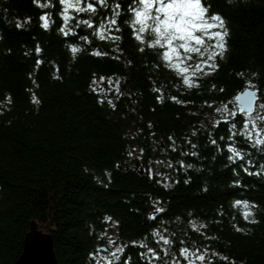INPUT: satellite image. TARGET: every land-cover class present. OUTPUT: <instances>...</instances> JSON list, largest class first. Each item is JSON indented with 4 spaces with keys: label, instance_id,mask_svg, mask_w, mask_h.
Masks as SVG:
<instances>
[{
    "label": "trees",
    "instance_id": "obj_1",
    "mask_svg": "<svg viewBox=\"0 0 264 264\" xmlns=\"http://www.w3.org/2000/svg\"><path fill=\"white\" fill-rule=\"evenodd\" d=\"M52 2L55 11L42 10L33 0H0V264L18 258L32 221L51 235L56 264H108L116 248L123 249L119 264L129 259L145 264L148 247L161 257L150 264H189L180 256L185 247L188 255L207 253L215 264H264V171L259 176L243 171L247 159L254 161L250 171L260 170L264 150L241 135L247 114L239 113L234 101L249 87L258 88L264 102V0H205L227 23L228 51L217 61L219 70L192 88L153 50L138 51L126 11L119 20L122 43L102 41L93 34L96 29L84 26L66 38L59 32V2ZM116 2L108 0L110 6ZM119 2L126 10L131 0ZM45 11L55 21L48 30L39 21ZM108 15L100 9L95 22ZM28 17L30 24L16 27ZM82 36H89L91 45ZM69 45L84 51L73 59ZM95 50L108 55L94 56ZM161 92L163 103L157 98ZM225 104L234 115L215 111ZM255 109L253 119L264 117L259 103ZM228 146L245 161L231 163ZM193 151L198 155L191 156ZM181 161L192 168H181ZM236 200L256 205L248 221L241 206L233 207ZM253 219L258 223L249 222ZM157 231L172 244L164 246L153 235Z\"/></svg>",
    "mask_w": 264,
    "mask_h": 264
},
{
    "label": "snow or ice",
    "instance_id": "obj_2",
    "mask_svg": "<svg viewBox=\"0 0 264 264\" xmlns=\"http://www.w3.org/2000/svg\"><path fill=\"white\" fill-rule=\"evenodd\" d=\"M60 5V18L63 21L62 25L59 27V32L64 37L74 36V27L84 26L89 30L96 29L93 33L98 35L99 38L103 40H109L112 42L123 41V31L124 29L120 27L119 20L121 15L126 11L128 14V19L125 21L127 27L132 33V38L141 45L138 51L144 53L146 48L153 50L157 55L161 63L171 69H175L182 77L183 85L188 88L199 87V83L194 81H199L205 77L214 74V71L219 70L218 59L222 60L228 51L227 38L229 36V30L227 28V23L224 20L222 14L211 13L212 5L206 3L205 0H131L128 9H123L119 0L114 5L108 3V0H58ZM33 3L40 9L52 8L55 11L56 5L52 0H33ZM231 3V0H229ZM100 9L107 10L110 15L103 17L101 21L97 24L95 22V17L99 13ZM86 15L87 18H77L78 16ZM105 20L107 21L105 23ZM41 21V27L44 30H48L51 24L55 21L51 19V14L48 12H43L39 17ZM74 22V24H73ZM31 23V17L25 18L23 21H17V28H24L26 24ZM151 36L152 39L149 42L146 37ZM81 40L87 45H91L92 41L89 36H82ZM70 51L72 53L73 59L76 58L77 54L84 51L83 47L69 45ZM36 53L41 52V48L37 45L35 49ZM112 52L119 51L117 48H113ZM26 55L28 53H25ZM94 56L101 57L107 56L108 52L102 53L100 50H95L91 53ZM123 53L120 52L119 56ZM119 56L113 58L119 59ZM194 57H199L200 63H196L194 66L190 65L188 62L192 61ZM38 64L43 63L42 60L37 61ZM129 66L131 62L129 61ZM161 64H157L156 67L159 68ZM242 75V74H241ZM58 78V77H57ZM106 78L104 76L100 77L101 81ZM109 85L112 84L111 78H107ZM35 83V81H34ZM92 84H96V80L93 79ZM215 90V85L212 86ZM96 91L95 88L92 89ZM103 91V89H101ZM115 91L120 94V81L117 80L115 84ZM153 91H159V89H153ZM221 92L224 91L223 88L220 89ZM249 99L247 102L240 107L241 113L247 114V122L243 125L244 131L241 133L246 139L251 141L256 146H259L264 150V129L259 127L260 124H264V117L259 119H253L255 113V103H259V107L264 109V102L259 100V89L256 91L247 92ZM158 102L163 103V93L158 95ZM9 103L11 102V96L7 97ZM173 102H179L176 97H171ZM32 102L38 104V100L35 94L32 95ZM103 103V100L98 101ZM107 103L113 106L115 109V103L112 100H108ZM208 107H215L214 105L208 104ZM215 111L221 115L226 114L227 116L234 115L230 111L229 105L225 104L223 107L215 108ZM151 128L152 125L150 124ZM203 127V126H202ZM235 123L233 128H235ZM198 132L192 131L191 136H198ZM170 141H173V137H169ZM188 143L192 149H196L198 145L191 142V138L188 139ZM211 143L213 146L217 144L216 139H212ZM173 152L177 151L176 147L173 146L171 149ZM227 151L230 153L228 160L235 164L237 161H245L244 154L239 151L234 146H228ZM132 153L129 152V155ZM184 156H188L189 153L185 152ZM191 156L195 157L198 155L197 152L193 151L190 153ZM254 161L247 159L246 165L243 166V171L247 175H261L264 171V164L260 165V170L255 172L250 171L249 168L253 166ZM179 166L181 168L187 167L192 168L191 164H185L183 161L180 162ZM168 167L171 168L172 164L169 163ZM189 180H185V183H189ZM234 186H239V181L234 182ZM241 206L243 209V218L248 221L249 217L254 216L251 211L255 208V204H250L248 201L236 200L233 203V207ZM156 211L163 212L164 209L157 208ZM222 215V213H221ZM153 219H155L153 217ZM111 217H105V221H110ZM250 223H258L256 220H250ZM117 226H118V222ZM195 227V225H194ZM237 232L243 231L237 226H234ZM200 228H207V224H201ZM199 231V228L196 229ZM153 235L159 236L160 241L164 246L172 244V240L165 238L161 235L159 231L154 232ZM211 239V238H210ZM218 239V238H216ZM110 243H114L110 241ZM141 247H147V245H141ZM101 251V249H97ZM123 252L122 248H116V250L111 254L112 259L108 261V264H119L121 259L120 253ZM189 249L187 247L182 248L180 251V256L184 260L189 261V264H194V261L198 260L200 262H206V264H215L214 261H207V253L200 254L199 251L192 253V256L188 255ZM170 255L167 248L164 249L165 260ZM214 256H218L221 261H227L226 256H220L219 253H212ZM95 253H90V258H94ZM147 257L145 264H150L151 260L160 261L161 257L158 255L157 250L151 247L147 248ZM142 259L144 257L142 256ZM127 264H131L130 259ZM230 264H235V261H231Z\"/></svg>",
    "mask_w": 264,
    "mask_h": 264
},
{
    "label": "water",
    "instance_id": "obj_3",
    "mask_svg": "<svg viewBox=\"0 0 264 264\" xmlns=\"http://www.w3.org/2000/svg\"><path fill=\"white\" fill-rule=\"evenodd\" d=\"M77 32L80 33L81 31L78 30ZM249 91H256V88L246 87L234 96L235 105L239 113H241V105L245 104L249 99L247 96ZM103 249L105 248L103 247ZM13 264H56L51 235L34 221L30 223V229L24 236L22 251Z\"/></svg>",
    "mask_w": 264,
    "mask_h": 264
},
{
    "label": "rangeland",
    "instance_id": "obj_4",
    "mask_svg": "<svg viewBox=\"0 0 264 264\" xmlns=\"http://www.w3.org/2000/svg\"><path fill=\"white\" fill-rule=\"evenodd\" d=\"M190 65H195L196 63H200L199 57H194L192 61L188 62ZM254 117H256V114H254ZM192 255H189L191 257Z\"/></svg>",
    "mask_w": 264,
    "mask_h": 264
}]
</instances>
